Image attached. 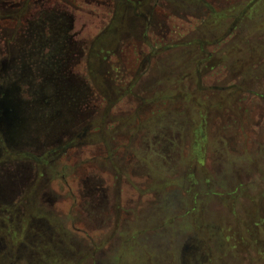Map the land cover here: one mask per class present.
<instances>
[{
    "label": "rangeland",
    "instance_id": "1",
    "mask_svg": "<svg viewBox=\"0 0 264 264\" xmlns=\"http://www.w3.org/2000/svg\"><path fill=\"white\" fill-rule=\"evenodd\" d=\"M1 108L0 264H264V0H12Z\"/></svg>",
    "mask_w": 264,
    "mask_h": 264
},
{
    "label": "flooded vegetation",
    "instance_id": "2",
    "mask_svg": "<svg viewBox=\"0 0 264 264\" xmlns=\"http://www.w3.org/2000/svg\"><path fill=\"white\" fill-rule=\"evenodd\" d=\"M12 2V0H0V5H2V6H6L8 3H11ZM160 5H162V3L160 2V1H157L156 3H155V7H157V6H159L160 7ZM67 6L69 7V9L72 7L70 4H67ZM163 6L164 5H162V8H160V11L162 10L163 11ZM74 9H77V7H73ZM72 10V9H71ZM160 14V13H159ZM158 13L156 14V16H158L159 15ZM157 18V17H156ZM158 20L154 23L155 24V32H156V28H160L161 27V19L160 18H157ZM149 23V22H148ZM147 23V24H148ZM146 24V25H147ZM157 38V37H156ZM162 37H159L156 41H150V42H157V41H159L160 39H161ZM129 38L128 39H124V42H127V43H130L129 41ZM149 49H150V47H149ZM148 52H150V51H148ZM5 123V120H4V108H1L0 109V131H1V133H0V137H2V138H10V135H9V132H7V130L6 129H8L9 127L7 126V125H5L4 124ZM10 125V124H9ZM8 127V128H7ZM105 149V148H104ZM106 151H108V153H109V150H108V148L106 147V150H104V153H106ZM103 153V154H104ZM102 154V155H103ZM100 159L101 160H103V159H106V158H101V156H100ZM100 170L101 171H106L103 167H102V164L100 165Z\"/></svg>",
    "mask_w": 264,
    "mask_h": 264
},
{
    "label": "clouds",
    "instance_id": "3",
    "mask_svg": "<svg viewBox=\"0 0 264 264\" xmlns=\"http://www.w3.org/2000/svg\"><path fill=\"white\" fill-rule=\"evenodd\" d=\"M204 129L203 128H197L193 132V143L190 146V152L194 157L202 156L203 155V147L204 143L207 140V136L204 135L203 139H201V136L203 135Z\"/></svg>",
    "mask_w": 264,
    "mask_h": 264
},
{
    "label": "trees",
    "instance_id": "4",
    "mask_svg": "<svg viewBox=\"0 0 264 264\" xmlns=\"http://www.w3.org/2000/svg\"><path fill=\"white\" fill-rule=\"evenodd\" d=\"M164 6H165V4H164ZM166 6H167V3H166ZM164 10V9H163ZM165 10H166V8H165ZM169 14V16H170V13H168ZM157 21V18H156V16H155V14H151V15H149V23L143 28L148 34H151V35H153L154 33H155V22ZM159 37H157V38H155L154 40H152V41H156L157 39H158ZM162 39V38H161ZM160 39V40H161ZM157 45H159L158 44V42L156 43ZM156 46V45H155ZM168 46V45H167ZM168 48H170V50H168V51H171V50H179V48L178 47H176V44H174V45H171V46H168ZM172 48V49H171ZM182 48H184V47H180V50L182 49Z\"/></svg>",
    "mask_w": 264,
    "mask_h": 264
},
{
    "label": "water",
    "instance_id": "5",
    "mask_svg": "<svg viewBox=\"0 0 264 264\" xmlns=\"http://www.w3.org/2000/svg\"><path fill=\"white\" fill-rule=\"evenodd\" d=\"M4 118H5V122H6V124H7V125L10 124V122H11V118H9L8 114L6 113V110H5V113H4ZM7 121H8V123H7Z\"/></svg>",
    "mask_w": 264,
    "mask_h": 264
}]
</instances>
